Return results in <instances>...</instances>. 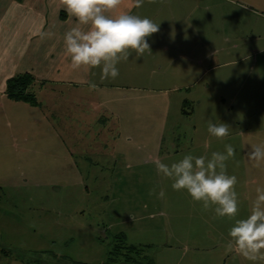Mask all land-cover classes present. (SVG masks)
<instances>
[{
    "label": "rangeland",
    "instance_id": "374dc122",
    "mask_svg": "<svg viewBox=\"0 0 264 264\" xmlns=\"http://www.w3.org/2000/svg\"><path fill=\"white\" fill-rule=\"evenodd\" d=\"M212 1L215 38L206 48L208 53L199 55L200 67L191 52L175 56V65H170V59L160 56L166 51L161 45L157 58L146 55L145 59L129 60L131 65L118 63L119 76L100 81L130 87L136 90L135 99H140L139 112L126 109L121 120L115 119L118 131L111 119L105 130L102 148L106 153L115 146L119 162L90 163L96 156L88 143L95 139L84 140L85 133L81 136L76 123L58 116L64 109L53 110V128L48 131L39 110L31 113L27 107L0 106V264H106L113 238L121 233L127 244L148 247L141 252L122 249L112 264H187L192 260L231 264L218 258L208 260L212 258L206 249L218 248H211L209 236L218 230L227 238L224 230L234 220L214 218L213 213L208 216L210 211L202 210L186 191H174L171 181L158 175L152 163L157 158L174 161L169 153L190 146L189 138L194 135L195 148L208 141V148L224 152L225 144H239V138L207 136L204 118L228 125L242 120L239 99L253 102L255 111L263 109L264 0H231L242 9L229 0ZM129 65L138 73L129 74ZM201 72L203 76L195 81ZM231 73L232 84L226 89L219 82L212 83L217 75ZM256 75L262 78L259 86L245 88V81L254 82ZM240 123L243 129L249 127ZM122 125L125 132L119 131ZM248 137L249 146L257 145L255 134ZM240 161L248 163L236 154L230 158L227 173L237 181L246 178L253 194L251 180L264 187V171L245 177ZM233 163L238 166L231 170L228 166ZM153 188L157 193L163 188L164 197L149 195ZM241 189L235 185L236 192L251 205L255 195Z\"/></svg>",
    "mask_w": 264,
    "mask_h": 264
},
{
    "label": "crops",
    "instance_id": "0c3cea01",
    "mask_svg": "<svg viewBox=\"0 0 264 264\" xmlns=\"http://www.w3.org/2000/svg\"><path fill=\"white\" fill-rule=\"evenodd\" d=\"M231 5L239 6L240 9L244 8L234 2H231ZM214 11L215 3L212 0H143V4L139 7L136 6L135 0H122V4L110 14L129 12L130 14L150 19L154 15L158 16L154 22L159 24V31L147 38L151 46V52L146 51L143 56H137L133 52L127 60V65L130 63L129 60L145 59L146 55L157 58L161 45H164L166 51L162 53L165 54L160 56L163 60L170 59V65H175L172 60L180 58L183 53L191 52L196 55L197 67H200L202 62L199 59V55L208 53L206 48L211 47L210 42L215 38L212 34V28L215 26ZM74 23V19L70 18L60 6L59 0H0V106L27 107L26 109H29L31 113H38L35 111L39 110L42 113V115L39 114L40 121L48 124V131H52L53 128L52 118L55 116L52 114L53 110L64 109L65 111H58V114H60L58 116L64 115L68 122L76 123V129L80 131L81 136L85 133L84 140L88 139V137L90 140L95 139V142L88 143V147L94 148V155L96 156V160H89L90 163L93 162L98 165L113 161L119 162L120 158H117L119 154L115 146H112L114 150L110 152L109 149L106 153L104 148H102L105 130L109 129L107 125L110 124L109 120L111 119L114 121V123H111L114 131H118V128L114 125L116 120H121L120 114L126 109L134 110V108L139 112L138 100L140 99H135L133 91L136 90H132L130 87L102 85L100 83L102 80L100 68L88 70L70 67L69 59L63 53L62 37ZM175 56H178V58H175ZM120 63H124V61ZM130 65L126 67L130 69L127 72L131 75L137 74L138 71ZM23 74H29L34 80L31 91L37 98L38 107H32L23 102H15L9 99L6 94V82L10 78ZM199 74L195 81L199 80L204 72ZM233 75V73L224 74L223 76L217 75L212 79V83L219 82V86L222 89H226L232 84ZM259 79L262 78L257 75L253 80L254 82H247L249 80L247 79L244 87L252 89L253 85L259 86ZM89 82L94 83L96 87L94 89L90 88ZM185 86L187 87L189 84ZM208 86L210 87L209 84ZM241 86L242 84L239 85L240 90L243 89ZM233 89L237 92L238 87ZM260 93L262 95V110L260 107L258 111H255L252 106L253 102H248L247 100L241 102V99H239L238 105L243 112V115H240L242 120L229 122L230 134L227 139L239 138V144H232L231 141L229 144L234 147L235 154L245 158V160H248L246 153L251 147L248 145V139L251 138L248 137V134H255V140L258 141L257 145H264V137L257 136L261 134L264 136L263 88H261ZM120 96H122L121 99ZM202 96L203 94L200 95V97ZM121 103L126 104L129 108L124 107ZM166 105L169 106V103L166 102ZM18 119L19 117L16 118V120ZM207 119L204 118L202 121L205 126L204 132L207 136H211L207 131L209 122V119ZM240 122L249 127H244L243 129ZM236 129L238 130L236 131ZM119 131H123V125L119 126ZM194 136L189 138L190 146L184 149H173L168 156L170 158L175 156L174 161H177L188 153L195 156L205 154L210 156V153L219 151L218 149H205V147L195 148L193 146ZM223 151H225V148ZM107 153L109 156L106 155ZM164 161L165 163L167 161L168 164L174 162L169 159ZM241 164L239 163V166L242 168L241 171L245 177L251 172L254 174L264 171V162L261 163L260 167H253L249 161L248 165ZM237 166L233 163V165L231 164L228 167L234 170ZM243 180H239L240 184L238 185L237 182L236 186L240 187V189L243 187L242 191L252 192L249 190L247 179L243 178ZM251 181L252 186L250 185V187H253V194L256 196L255 189L261 186V183L258 180ZM250 206L249 202L238 194L239 212L236 218H241L242 214H245V216L249 214ZM209 211H207L209 212L208 216L213 213L211 210ZM205 214L201 215V217L205 216ZM211 216L214 217V213ZM229 229L224 231L228 234ZM120 235H123L127 244V238L123 233L114 237ZM223 236L222 232L218 230H214L212 235L209 236L210 241L213 242L211 248L213 246L218 248L214 250L206 249L212 258L208 260L218 258L219 261H228L231 264H264L261 261H249L243 256L227 250L226 244L229 237ZM220 238L221 242L218 245ZM136 247L147 248L148 246ZM187 264L201 263L200 261L192 260Z\"/></svg>",
    "mask_w": 264,
    "mask_h": 264
},
{
    "label": "clouds",
    "instance_id": "9594fccd",
    "mask_svg": "<svg viewBox=\"0 0 264 264\" xmlns=\"http://www.w3.org/2000/svg\"><path fill=\"white\" fill-rule=\"evenodd\" d=\"M136 6L143 0H135ZM60 6L75 23L62 37L63 53L69 59L73 69H101V79H115L119 76L116 67L121 61H127L134 52L143 56L151 52L147 38L159 31V24L147 17H140L116 10L122 0H59ZM215 55V53H214ZM89 87L96 85L89 82ZM230 125L208 122V133L216 139L227 138ZM243 135V133H241ZM205 149L209 142L205 141ZM253 167H260L264 162V145H252L246 153ZM235 157V149L225 144V151H214L209 155L195 156L185 154L181 159L170 164L160 159H153L156 172L171 181L174 191H186L202 210H211L215 218L228 217L234 220L228 231L226 249L233 251L249 261L264 262V187L255 189L250 212L246 218L238 216V194L235 190L237 177L227 173L226 162ZM149 195L163 198V188L157 193L156 188Z\"/></svg>",
    "mask_w": 264,
    "mask_h": 264
},
{
    "label": "trees",
    "instance_id": "16d2710c",
    "mask_svg": "<svg viewBox=\"0 0 264 264\" xmlns=\"http://www.w3.org/2000/svg\"><path fill=\"white\" fill-rule=\"evenodd\" d=\"M34 83L32 76L29 74L18 75L13 78H10L6 82V94L9 99L15 102H23L32 107H38L39 103L35 94L31 91V87ZM113 249L111 248L108 253L106 264L115 263L116 256H120V251L126 249L129 252H141L144 251V248L127 245L123 235L116 236L113 238Z\"/></svg>",
    "mask_w": 264,
    "mask_h": 264
}]
</instances>
